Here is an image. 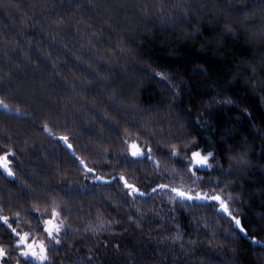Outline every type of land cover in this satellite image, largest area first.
<instances>
[{"label":"trees","instance_id":"trees-1","mask_svg":"<svg viewBox=\"0 0 264 264\" xmlns=\"http://www.w3.org/2000/svg\"><path fill=\"white\" fill-rule=\"evenodd\" d=\"M0 104L15 173H0V216L47 241L41 221L62 209L55 264H264V0H0ZM59 136L149 195L94 183ZM128 138L163 178L117 159ZM196 150L214 153L201 181L184 163ZM160 183L230 198L246 234L217 203H166ZM11 236L0 225V245Z\"/></svg>","mask_w":264,"mask_h":264},{"label":"snow or ice","instance_id":"snow-or-ice-1","mask_svg":"<svg viewBox=\"0 0 264 264\" xmlns=\"http://www.w3.org/2000/svg\"><path fill=\"white\" fill-rule=\"evenodd\" d=\"M2 107V104H0ZM46 134L51 136V133L48 131L47 126L43 129ZM58 142L62 143L63 146L70 152L73 159H75L78 165L84 170L86 175H91L93 177L94 183H99L100 185H111L113 183H120L124 189V193L128 197H135L137 194L141 197L148 196L147 192H141L140 189L132 183H129L125 175L112 176L111 179H106L104 176L96 174L95 167H88L87 162L75 156L74 146L69 143V136H59L54 137ZM122 143L125 146L124 151L119 154L117 159H120L124 163H139L142 160H147L153 164L154 167L158 170V175L164 177L166 174L159 171V164L153 159L156 155L151 147V145L142 144L139 139H124ZM206 153V154H205ZM14 153H4L0 155V173L5 174L10 178H14L15 173L13 172V161L11 157ZM171 159L178 158L179 149L176 146H173L169 152ZM214 156V153L211 151L205 152V150H196L192 151L190 155L185 159L184 163L188 165L187 178L193 179L196 181H201V177L197 176V171L201 169H212L213 165L210 163V160ZM104 157L112 158V153L110 150L104 152ZM173 175L175 172L173 171ZM171 193L169 200L166 203L175 204L177 207L188 203L191 206H200V202H214L218 204V211L221 214L226 215L230 221L238 229L239 233L246 234L247 230L242 224V219L236 217L229 208V202H226L225 198L221 194H210L204 191H197L195 189H185L183 187L170 186L167 183L157 184L155 187L151 188V193ZM134 202V201H133ZM38 215L41 214L38 206H33L32 209ZM62 209L58 208L53 204L51 208L50 215L46 219L41 221L42 230L44 235L48 238L47 241L42 239H35L29 232H20L13 225V218L7 216H0V225L5 226L13 237H15V248L16 255L18 257L17 264H55L53 259L49 258V254L53 251V246L56 250H59L60 247H63L62 240L58 238L61 233L67 234L68 226L60 220V212ZM142 213L137 211L134 215H140ZM193 218H195L193 216ZM16 223H19V216L15 218ZM206 227V225H205ZM91 230V229H90ZM179 229L177 228V231ZM95 231V230H91ZM174 239H180L179 236ZM252 242L259 243L256 238H252ZM10 253L4 245H0V264H6Z\"/></svg>","mask_w":264,"mask_h":264},{"label":"flooded vegetation","instance_id":"flooded-vegetation-1","mask_svg":"<svg viewBox=\"0 0 264 264\" xmlns=\"http://www.w3.org/2000/svg\"><path fill=\"white\" fill-rule=\"evenodd\" d=\"M11 237L13 239V236H11ZM14 241H15V238L10 241V245L12 246V248L8 249L10 256H9V261H6V264H17V259H15L16 248H15ZM21 264H23V263H21Z\"/></svg>","mask_w":264,"mask_h":264}]
</instances>
